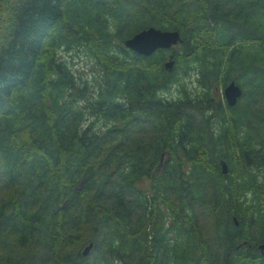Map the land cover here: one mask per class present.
Here are the masks:
<instances>
[{"label": "trees", "instance_id": "obj_1", "mask_svg": "<svg viewBox=\"0 0 264 264\" xmlns=\"http://www.w3.org/2000/svg\"><path fill=\"white\" fill-rule=\"evenodd\" d=\"M148 27L179 34L171 72L122 46ZM78 46L90 94L56 56ZM179 62L199 97H166ZM262 97L264 0H0V264H264V182L245 170L264 163Z\"/></svg>", "mask_w": 264, "mask_h": 264}, {"label": "rangeland", "instance_id": "obj_2", "mask_svg": "<svg viewBox=\"0 0 264 264\" xmlns=\"http://www.w3.org/2000/svg\"><path fill=\"white\" fill-rule=\"evenodd\" d=\"M181 50H182V47L179 44L172 46L168 50H163L162 52H163L165 61H166L168 55H172V60L174 63V53L175 52H177V53L181 52ZM56 56L67 67L68 71H70V73L73 75L75 83L76 84L82 83V82L85 83L86 89H87L86 91L88 94H90L92 92V90L94 89V86L96 84H98V82H99V76H97L98 69L95 67V62H94L92 56H90V52L84 50L81 46H78V48H74V49H71L68 51L59 50L56 53ZM259 63L257 64L258 66L255 65L254 67L259 68V66L263 64L262 61H260ZM186 65L187 64H185V63L179 62V66L176 68L177 71L175 73V77L177 78L178 84L173 85L170 88V91L168 92V94H166V97L177 99L179 97L178 89L180 88V86H182L184 88V91L187 94V97L189 99L196 98V97L200 96L201 89L197 86V79H198L197 65L195 63H188V66L191 67V70L188 72L187 76H183L181 74V72L185 69ZM174 66H175V63H174ZM242 87H244V86H242ZM222 89L223 88H221L219 90V93H220L219 98L221 99L220 100L221 105L224 107L225 103H224V99L222 96ZM218 99H217V97L216 98L214 97V101H212V102L215 104ZM195 100H196L195 102L197 104L201 103V105H202L201 108L203 109L204 105L200 101V98H197ZM258 102L260 104L257 105L255 108L258 109L257 111L263 112L264 111V97H262V99H259ZM83 106H84V103L82 101H80V103L78 104V107L81 108ZM203 112L205 114V111H203ZM86 113L87 112H85V114ZM205 115L207 116V114H205ZM98 126H101V123L98 124ZM217 126H218V118L214 117V118L210 119L209 127L214 131L213 137L216 136V134H217V128H216ZM165 158H166L165 155H163L161 157L160 163L158 162L156 169L160 168L159 165L161 163H163ZM239 158H241V156L237 151V155H234V157L232 158V162H231L232 165L234 164L233 162H236L237 166L235 165V167H234L235 169H236V167H238ZM222 163L225 164L226 168L228 167L226 161L222 160ZM254 163H256L254 160H250L249 164H248L249 166H246L245 170L247 173H249V175H251L256 180L255 182L257 184H259V183L264 182V163L263 164L262 163H260V164L256 163V167H254V165H255ZM183 169L185 171H187L188 167L186 166ZM227 170L228 169H226V172H227ZM140 188L147 197H150L148 182L142 181ZM261 195L263 196V199H264V192ZM249 200H252V197L250 194L246 195V201L248 202ZM262 204L263 205L260 206V209L262 210V213H264V203H262ZM215 216H216V218H218L217 215H215ZM210 219L213 222V220L215 218L213 219L212 217H210ZM232 222L234 223L235 228L238 227V223L234 217L232 218ZM211 225H213V223L208 224L207 227L209 228V227H211ZM251 225H254V223L252 222ZM246 231L250 234V238H254V239H255V237H257V233L259 232V230H257L256 228H253V227H251V228L249 227V229ZM211 232H212V230H211ZM209 234L211 235V233H209ZM115 264H118V263H115Z\"/></svg>", "mask_w": 264, "mask_h": 264}, {"label": "water", "instance_id": "obj_3", "mask_svg": "<svg viewBox=\"0 0 264 264\" xmlns=\"http://www.w3.org/2000/svg\"><path fill=\"white\" fill-rule=\"evenodd\" d=\"M180 42L179 34L176 31H161L153 27H148L138 31L131 37L122 41V46L135 55L147 57L157 50H168L172 46ZM173 67L172 55L167 56V60L163 63V69L171 72ZM241 95V90L233 82H229L222 89V96L227 107H233ZM220 173H226L225 164L220 162ZM92 244L89 243L81 250V256L85 257ZM257 249L264 256V244H259Z\"/></svg>", "mask_w": 264, "mask_h": 264}, {"label": "flooded vegetation", "instance_id": "obj_4", "mask_svg": "<svg viewBox=\"0 0 264 264\" xmlns=\"http://www.w3.org/2000/svg\"><path fill=\"white\" fill-rule=\"evenodd\" d=\"M258 250V249H257ZM261 253V252H260ZM262 257H264L262 254H261Z\"/></svg>", "mask_w": 264, "mask_h": 264}]
</instances>
